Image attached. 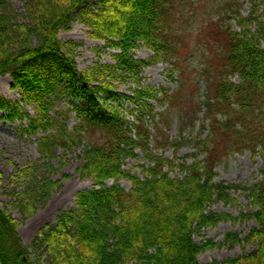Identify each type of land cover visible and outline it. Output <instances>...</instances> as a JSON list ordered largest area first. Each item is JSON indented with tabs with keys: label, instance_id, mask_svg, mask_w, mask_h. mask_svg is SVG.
I'll return each mask as SVG.
<instances>
[{
	"label": "trees",
	"instance_id": "16d2710c",
	"mask_svg": "<svg viewBox=\"0 0 264 264\" xmlns=\"http://www.w3.org/2000/svg\"><path fill=\"white\" fill-rule=\"evenodd\" d=\"M24 1L26 21L19 22L8 1L0 0V76H10V86L19 91L21 100L35 105L34 114L23 115L17 103L2 98L0 109L8 118L26 120L22 132L41 133L42 155L51 156L58 146L74 143L76 136L85 139L78 174L93 186L79 191L76 207L62 211L55 224L40 230L28 245L16 231L19 220L0 209V264H264L262 3L223 0L213 9L209 0ZM74 15L88 27L90 38L117 50L111 54L113 63L77 69L79 43L58 38ZM140 47L152 55L136 58L133 52ZM196 51L202 58L198 71L204 83L202 100L199 80L192 78L188 67ZM160 61L171 66V78L176 70L173 90L142 85L143 69ZM128 81L134 84L131 95H121L118 86ZM62 96L69 107L64 119L58 120L51 110ZM121 99L133 104L130 119L119 109ZM200 112L196 136L170 138L173 113L182 134L185 127L195 126ZM70 113L76 119L71 130L66 124ZM186 143L193 151L177 161ZM167 148L172 149V158L164 155ZM243 150L260 158V178L249 186L215 181L222 157ZM141 158L147 163L124 169L127 159ZM33 169L17 168V184ZM173 170L178 173L172 176ZM68 177L62 174L63 180ZM121 179L130 182L129 189L121 186ZM61 180L31 179L13 201L22 218L30 217L59 189ZM231 191L245 193L254 211L232 217L209 210L215 202H232ZM249 218L256 226L247 236L229 232L223 243L255 244L254 250L236 258L199 262L198 254L221 243H197L194 233L220 221Z\"/></svg>",
	"mask_w": 264,
	"mask_h": 264
},
{
	"label": "rangeland",
	"instance_id": "374dc122",
	"mask_svg": "<svg viewBox=\"0 0 264 264\" xmlns=\"http://www.w3.org/2000/svg\"><path fill=\"white\" fill-rule=\"evenodd\" d=\"M10 10L15 14V18L19 22L26 21L25 1L24 0H7ZM261 2L260 9L264 8V1ZM223 0H209L213 4V9H217ZM245 10H249V3L245 2ZM264 20V16H263ZM231 24L235 26V21L231 20ZM88 27L81 21V19L74 15L67 24V29L61 30L58 38L67 41L72 40L79 43V47L75 50V62L78 70L86 69L94 64L113 63L111 57L112 53L117 50L106 47L105 42L95 40L88 36ZM264 46V45H263ZM138 59H146L152 55V52L146 47H140L133 52ZM191 61L188 64L189 70H192V78L194 75L199 80L201 90L199 95L201 100L204 93V83L201 77H198V71L202 65V58L198 51L194 52L190 57ZM171 66L160 61L152 65H148L142 72V85H149L155 87H169L170 90L176 87V70H173L170 76ZM174 78V80H172ZM235 79V78H234ZM12 80L8 74L0 76V98L9 101L10 103H17V110L24 115L29 113L34 114V104L26 103L21 100L20 93L17 89L11 88ZM134 84L131 81L124 82L118 86L117 91L122 95H131V89ZM69 100L62 96L56 100V104L51 110V114L58 120L64 119L66 115L64 112L69 107ZM153 104L156 105L155 102ZM120 111L124 116L130 119L132 117L129 110L133 107L128 100L121 99L119 103ZM163 107L157 106L156 110L160 111ZM7 112L0 109V209L6 210L13 218L19 220L16 231L21 241L28 245L40 230H43L47 225L55 224L58 215L65 210L74 209L75 195L84 189H89L93 186L91 180H82L78 174V168L82 164V151L85 139L76 136L74 143H68V146H58L51 156L42 155L38 149V139L41 133L38 131L35 135H29L22 132L21 129L27 127L26 120H18L13 116V119L7 117ZM199 119L195 121V126L190 128L185 127L182 134L179 132L181 125L177 115L173 113L170 118V127L167 131L170 138L191 139L196 136L200 130V122L202 121V113L198 114ZM66 124L71 130L72 126L76 124L74 113H70L66 117ZM150 127L152 125L150 123ZM153 132V129H151ZM202 135L207 131L201 132ZM73 144V145H71ZM153 146V143H150ZM193 151L192 145L186 143L177 153V161L188 153ZM168 158L173 157L172 149L167 148L163 151ZM140 157V155H139ZM144 159H127L125 161L124 169H130L132 165L146 164ZM62 164V167L60 165ZM261 160L259 157L252 158L248 150H243L241 153H233L222 157L221 161L215 168L217 173L215 181H224L231 184H242L249 186L251 183L260 178L259 166ZM52 166V169L49 167ZM24 167H33L30 177L25 178L24 181L18 185L15 181L14 175L16 169ZM132 172L139 173L137 168H133ZM69 174L66 180H63L62 174ZM177 170H173L171 175H176ZM44 178L52 180H61L59 189L53 191L50 197L42 204L37 205L35 212L28 218L23 219L21 212L17 210L13 201L18 197L20 190L24 189L31 181L41 182ZM113 180H107L106 183L112 184ZM121 186L126 190L130 188L131 184L126 180H119ZM36 183H34V186ZM35 189V188H33ZM230 198L233 200L230 203L221 201L210 205L209 210L215 213H226L232 217H237L241 213L248 214L254 211V206L246 197V194L238 192H230ZM37 201V200H36ZM36 205V204H35ZM256 226L253 219L235 220V221H220L212 227L203 228L200 232L193 234L194 241L197 243H204L208 240L215 243H221L219 246L207 248L198 254V260L201 263H210L212 261H222L227 258H236L250 253L256 248L255 244L240 242L238 244L230 245L224 244L225 235L229 232L236 233L239 237L247 236L249 231ZM34 257L33 253L30 255ZM46 264V263H43ZM241 264V263H239Z\"/></svg>",
	"mask_w": 264,
	"mask_h": 264
}]
</instances>
